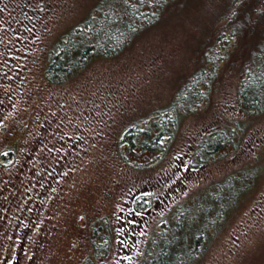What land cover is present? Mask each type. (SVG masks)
<instances>
[{"label": "rangeland", "instance_id": "obj_1", "mask_svg": "<svg viewBox=\"0 0 264 264\" xmlns=\"http://www.w3.org/2000/svg\"><path fill=\"white\" fill-rule=\"evenodd\" d=\"M100 1L0 0V264H138L175 205L234 176L242 190L198 264H264V113L240 109L237 65L183 115L161 161L138 168L118 147L132 121L169 105L194 75L230 0H186L119 52L46 81L49 50ZM236 122V147L189 165L206 132ZM142 192L151 204L135 210ZM101 215L110 239L95 252L90 226Z\"/></svg>", "mask_w": 264, "mask_h": 264}, {"label": "trees", "instance_id": "obj_2", "mask_svg": "<svg viewBox=\"0 0 264 264\" xmlns=\"http://www.w3.org/2000/svg\"><path fill=\"white\" fill-rule=\"evenodd\" d=\"M185 1L98 2L83 21L65 31L49 50L48 62L43 69L45 80L53 83L65 81L95 58L119 52L142 29L157 26L170 12L182 9ZM213 34L211 45L203 52L200 67L182 87L179 86L172 102L126 127L118 146L123 152L122 158L135 157L131 162H135L138 168L161 161L183 115L205 104L214 78L230 61L241 72L236 85L240 109L250 114L264 113V0H230L213 25ZM239 125L236 122L227 128L206 132L194 146L189 165L199 167L221 148L236 147L241 137ZM5 150L14 154V149ZM139 156L145 160L143 163L137 160ZM0 164L6 166L5 162ZM239 180L243 177L225 178L199 193L196 202L187 205L185 200L175 205L157 224L146 245L148 249L138 264H198L209 248L217 226L242 190ZM149 197L144 192L134 195L133 208L147 209L151 204ZM191 220L196 224L189 226ZM108 221L107 215H101L91 223L95 252L107 249L111 232ZM88 262L87 259L81 264H90Z\"/></svg>", "mask_w": 264, "mask_h": 264}]
</instances>
